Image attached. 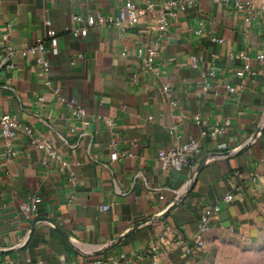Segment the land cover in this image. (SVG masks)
Wrapping results in <instances>:
<instances>
[{
    "label": "crops",
    "instance_id": "1",
    "mask_svg": "<svg viewBox=\"0 0 264 264\" xmlns=\"http://www.w3.org/2000/svg\"><path fill=\"white\" fill-rule=\"evenodd\" d=\"M165 1L153 0L155 8ZM183 1L161 34L143 22L88 24L126 2L144 19L143 0H0V116L17 124L7 143L0 134V264H211L221 234L264 248V9L261 0ZM81 27L86 35L72 34ZM48 29L57 34L55 54ZM38 38L48 50L46 75L21 53ZM150 41L157 53L144 66L135 48ZM56 86L85 108L87 126ZM195 116L222 133L202 136ZM261 126L247 148L208 161L183 195L201 156L236 151ZM192 139L202 147L190 167L158 165L159 150ZM35 196V210L20 209ZM215 203V224L196 236Z\"/></svg>",
    "mask_w": 264,
    "mask_h": 264
},
{
    "label": "built area",
    "instance_id": "2",
    "mask_svg": "<svg viewBox=\"0 0 264 264\" xmlns=\"http://www.w3.org/2000/svg\"><path fill=\"white\" fill-rule=\"evenodd\" d=\"M213 1H226V0H213ZM185 1L183 0H166L161 7L155 8L153 0H143L142 4L144 7V19L140 17V15L136 12L135 6L132 2L125 3V9L120 10L115 15L104 16L100 13L96 14L95 17H90L88 19V24H102L107 27H114L118 29H123L124 27H136L141 22L148 24L151 28H156L162 34L167 32L168 22L171 18H174L177 13L184 9L186 6ZM190 3V2H188ZM236 6H239L238 0H235ZM261 8L264 9V0H261ZM73 19L79 21L81 16L74 15ZM154 21V25L152 22ZM67 29V28H66ZM73 35H86L87 28L81 27L74 29L72 32ZM46 40L50 44L51 52L55 54L57 52V34L55 30L48 29L46 31ZM45 40L38 38L34 44L27 46L21 50L23 56L33 55V62L39 68L40 72L43 75L48 74L50 69V61L48 59L47 47L45 44ZM136 54L141 60V64L144 66H149L157 53V42L150 41L146 45H138L135 48ZM125 50L122 51V54H125ZM257 58L261 61L264 60L263 55H258ZM196 58L192 57V61L195 62ZM8 67H12V64H8ZM247 67V66H245ZM210 76H214L213 72L208 73ZM46 84H49V81H46ZM225 87L229 91H233L234 88L229 85H225ZM166 89V88H165ZM54 93L58 96L59 100L66 105V107L70 110L72 118L75 121H78L81 125L87 126L91 119L88 118L87 111L85 108L74 98H64L60 94L59 87L53 88ZM151 119V116L149 117ZM196 125L200 127V134L206 135L209 134L212 137H215L217 134L222 133L223 126H216L212 128L210 131H207L202 127L201 121L197 116L194 118ZM107 125L113 127L115 124L112 119L107 120ZM224 123H227L225 121ZM17 127V124L10 119L7 115L0 116V134L2 137L6 139L5 143L9 140L11 135L13 134V130ZM176 125H173L170 128V133L175 137L176 136ZM71 130H75V127H72ZM25 132L30 134L31 131L29 128L25 127ZM33 143L38 147H44L48 154L53 155V152L50 150L44 139H34ZM114 145V144H112ZM201 144L197 140H189V141H176L174 146L167 150H159L156 154V159L158 165L166 171L170 172H179L186 167H190L192 165L193 158L201 151ZM7 153L11 152L10 149L6 150ZM130 156V154H128ZM114 158H117L116 154H113ZM50 163V162H49ZM262 182L264 186V174L261 175ZM232 199L231 195H226L224 197L225 202H230ZM41 201L40 197H33L30 202L23 203L20 206V209L28 212L36 209V205ZM107 209V206L103 207ZM219 211V205L217 203L208 206L200 218V224L197 229V235L200 236L204 234L211 226L215 224L216 213ZM198 245H202V241L198 240ZM184 249L186 252H189V246L184 244ZM90 264H106L102 258H95Z\"/></svg>",
    "mask_w": 264,
    "mask_h": 264
},
{
    "label": "rangeland",
    "instance_id": "3",
    "mask_svg": "<svg viewBox=\"0 0 264 264\" xmlns=\"http://www.w3.org/2000/svg\"><path fill=\"white\" fill-rule=\"evenodd\" d=\"M211 264H264V248L239 244L221 234Z\"/></svg>",
    "mask_w": 264,
    "mask_h": 264
},
{
    "label": "water",
    "instance_id": "4",
    "mask_svg": "<svg viewBox=\"0 0 264 264\" xmlns=\"http://www.w3.org/2000/svg\"><path fill=\"white\" fill-rule=\"evenodd\" d=\"M262 127L263 126H261L260 128H258L255 132H254V134L250 137V139L243 145V146H241L238 150H236V151H226V152H222V153H215V152H211V153H207V154H205V155H203V156H201L199 159H198V161H197V163L193 166V168H192V171H191V173H190V176H189V179H188V182H187V185H186V187H185V190H184V192H183V195L189 190V188H190V186L192 185V183L194 182V180H195V178H196V176H197V173L199 172V170L208 162V161H210L214 156H216V157H219V156H230V155H233V154H236L237 152H239V151H241V150H243V149H245V148H247L248 146H250L252 143H253V141H254V139L257 137V135H258V133L262 130ZM182 198V196H179V198L173 203V204H171L164 212H162L161 214H159V216H162V215H164V214H166V212L169 210V209H171L173 206H174V204H176V202L179 200V199H181ZM34 224H35V222H33L32 223V225H31V230H30V233H31V231L33 230V228H34ZM118 239H120V238H118Z\"/></svg>",
    "mask_w": 264,
    "mask_h": 264
}]
</instances>
